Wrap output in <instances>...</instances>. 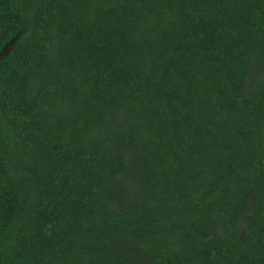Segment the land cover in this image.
I'll return each instance as SVG.
<instances>
[{
  "label": "trees",
  "instance_id": "trees-1",
  "mask_svg": "<svg viewBox=\"0 0 264 264\" xmlns=\"http://www.w3.org/2000/svg\"><path fill=\"white\" fill-rule=\"evenodd\" d=\"M0 264H264V0H0Z\"/></svg>",
  "mask_w": 264,
  "mask_h": 264
},
{
  "label": "water",
  "instance_id": "water-1",
  "mask_svg": "<svg viewBox=\"0 0 264 264\" xmlns=\"http://www.w3.org/2000/svg\"><path fill=\"white\" fill-rule=\"evenodd\" d=\"M10 46H11V44H9V45L4 49L2 55H4V54L9 50ZM2 55H1V56H2Z\"/></svg>",
  "mask_w": 264,
  "mask_h": 264
}]
</instances>
